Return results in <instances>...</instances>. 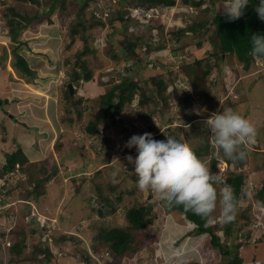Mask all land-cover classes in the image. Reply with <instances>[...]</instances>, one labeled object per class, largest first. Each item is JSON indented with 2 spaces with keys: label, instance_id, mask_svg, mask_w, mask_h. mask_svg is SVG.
Returning a JSON list of instances; mask_svg holds the SVG:
<instances>
[{
  "label": "rangeland",
  "instance_id": "obj_1",
  "mask_svg": "<svg viewBox=\"0 0 264 264\" xmlns=\"http://www.w3.org/2000/svg\"><path fill=\"white\" fill-rule=\"evenodd\" d=\"M39 1L35 3L29 0H0V56L3 53V46L10 43L9 28L4 17L10 5L32 16L35 13H44L48 8V0ZM78 1L67 0L66 9L57 4L50 13L51 18L45 14L41 18H35L22 31L19 51L27 57L31 67L36 70L33 80L27 81L20 77L11 69L12 67L9 68L10 64L6 67L0 65V100L2 101L0 102V166L4 162L5 153L21 145L29 157L38 162L34 168V176L37 178L44 175L41 160L51 156V148L54 147L56 140H60L64 144L60 150H55L56 162L63 170L67 165L68 170L76 171L74 174L59 173L52 177L53 180L47 183L46 192L39 196V199H32L33 203L31 202L30 208L27 206L26 210H24L25 202H17V197L23 198L17 193H23L30 186L31 178L28 174L19 178L18 174L7 177V181H10L7 185L12 188L7 191L10 192L4 193L0 187V264H41V257L48 254L37 250L36 245L41 241L45 242L39 246L46 245L49 249L51 264H86L84 256L87 252L94 258L91 264L220 263L228 256H224L218 248L209 244L208 234H196L194 225L180 212H167L161 206V198L155 190H140L136 186L135 175L131 172L132 165L128 163L126 156L128 154L135 156L137 153L135 148L131 153H124L123 150L128 149L125 143L133 134L151 132V124L160 125L161 119L158 115L146 122L132 120L133 116H128L124 130L120 129L121 124L116 119L107 118V121L102 123L106 146L100 145L101 143L97 146L90 144L85 131L87 122L99 117L101 113L99 93L109 87L110 83L105 82L108 75L116 78L134 71V78H139L136 74L137 69L141 72L140 76L144 77L174 70L180 91H191L186 81L187 77L179 71V67L183 61L193 60L195 55H202L211 47L208 39H203L202 45L196 44L198 39L191 43L182 40L180 43H187L188 47L174 55L172 47L178 46L179 42L172 40L166 49L160 50L157 54L145 55L139 66L127 71L126 65L131 64L114 63L108 51L109 31L114 30L116 32L114 37L122 38L120 29L124 27L123 22L110 23L111 15H116L119 9H125V16L129 21V24H126L127 33H144V36L149 37L152 32L155 40L159 39L158 25L162 23L168 39L170 34L167 31L170 29L185 27L202 17H211L213 3L207 0L201 6L195 7L176 0V4L171 8H159L150 22L138 12L140 8L132 7L133 1L84 0L87 3L84 18L88 24L96 23L91 16L94 12L106 24L104 26L97 24L93 30L92 34H95L92 43L96 51L89 52L84 58L99 67L95 70L91 82L80 80L74 85V88L78 87V94L83 93L84 98L89 97V100L83 101L80 106H87L83 109L82 121L70 126L63 124L60 118L64 113L61 105L65 103L64 92L70 78L69 66L82 45L81 39L72 41L70 35L72 23L78 21L76 14L79 10ZM223 4L224 1L217 2V8H221ZM80 34L77 33L76 36ZM209 53L207 51L206 54ZM226 56V54L223 56L226 64L222 70L219 71L216 66L211 74V78L217 80L215 87L219 90L217 92L220 103L223 104L227 98H232L236 111L248 118L257 129L255 143L248 149L241 166L247 169L245 173L249 197L239 203L241 214L252 213L255 216L254 224L250 225L253 233L251 238L246 239L245 233L241 232L240 238L244 239V242L239 250L245 259L243 264H264V239L254 242V239L264 237V227L261 225L263 222L258 218L264 215V206L259 205L253 197V193L257 187H260L264 178V64L257 58L255 66L245 69L238 61L229 57L228 59ZM67 58L71 59L69 63L66 62ZM168 77L166 74L165 78L169 79ZM225 82L228 85L227 91L223 90ZM149 83L151 84V81ZM42 106L46 107L51 115L48 112L41 116L39 108ZM217 107L220 109L221 105ZM195 109L206 111L208 107L199 101L192 104L189 113H197ZM176 110L172 108V111L176 112ZM205 120L204 117H198L188 126L187 132L191 136L188 143L191 147L200 145L204 136L209 137L204 125ZM23 121L25 124L21 123ZM174 135L186 140L181 132L180 134L176 132ZM211 143L217 149L212 141ZM87 160L93 163L95 169L91 168ZM123 164L128 166L129 171L123 167ZM205 164L209 166V157ZM217 164L218 170L223 169L224 172L228 167L226 161ZM59 175L61 179H56ZM20 179H23L21 183L23 186L17 187L15 180ZM219 191L222 192L221 189ZM99 194L110 197L111 202L115 204L114 210L105 208L102 213L99 212V206H105L100 201ZM219 197L220 195L217 208L212 213V217L217 219L220 218ZM137 199L142 201L148 199L156 205L155 219L147 228L152 241H144L134 253L128 252L123 257L115 256L106 245L98 244L95 240L96 232L101 226L126 227L129 224L125 217L126 209ZM219 233L223 235L222 230ZM14 237L24 238L21 251L17 253L10 251L9 248ZM93 244L97 246L96 249H93Z\"/></svg>",
  "mask_w": 264,
  "mask_h": 264
},
{
  "label": "trees",
  "instance_id": "obj_2",
  "mask_svg": "<svg viewBox=\"0 0 264 264\" xmlns=\"http://www.w3.org/2000/svg\"><path fill=\"white\" fill-rule=\"evenodd\" d=\"M29 1L35 3L40 2L39 0ZM72 1L77 2V0ZM129 1H133V8H140V13L145 19V13L148 11L156 14L159 8H171L176 4V0ZM181 1L185 4L199 7L207 0ZM219 1L224 0H211L213 3L211 17H202L201 19L188 23L185 27L170 29L167 31L170 34V38L168 39L166 38V32L163 28L164 24L162 23H159L158 25V27L160 26L159 39L155 40L152 32L149 37L144 36V33H127L126 24H129V21L125 16V9H119L117 10L116 15H111L110 23L116 21L123 22L124 27H121L120 29L122 38L114 37L116 33L114 30L111 32L109 31L108 51L110 52V57L114 63L126 62L131 64L126 65L125 70L127 71H131V68L134 66H139L144 60L145 55L150 53L157 54L160 50L166 49L172 40L179 42L178 46L172 47V53L174 55L179 54L181 52L180 50H185L188 47L187 43H191L194 40L197 41V39L198 41L196 44L199 45H202L203 39H208L211 47L207 50L208 53L210 52L209 54H206L207 51L202 55L197 54L194 56L193 60L183 61L179 67V71L187 77L191 91H180L179 86L176 84V76L174 77L176 72L174 70H166L156 75L144 77L140 76L141 72L137 69L136 74L139 75V78H134V71H131V74L129 75L116 78L108 75L109 77L105 82L110 83V85L104 91L99 93V101L102 105L101 113L99 117L90 119L85 125V131L90 144H95L97 146L101 143L100 145L106 146V137H104L102 132V123L107 121V118H110L111 120L116 119L121 124L120 129L124 130L126 128L125 121L128 116L132 115V120L146 122L152 117L158 115L161 119L160 125H150L151 133L154 136L168 134L174 135L176 132L177 134H180L181 132L188 142L191 136L188 134L187 128L196 118H207L212 112L217 110L222 111V109L229 107L236 111V105L232 98H227L223 104L220 103V96L217 92L219 90L215 87L217 80L211 78V74L216 66L220 71L224 64H226V59L223 57L224 54L227 55V58H233L238 61V63H240L245 69H250L255 66L257 58L264 64V58L255 57L251 54V34H264V20H260L254 10L253 6L255 0H253L252 4L246 8L244 15L234 21L227 19L226 15L223 14L222 7L217 8L216 4ZM78 2L79 10L76 11L78 21L72 23L70 35L72 41L81 39L82 45L73 56V62L69 66L70 78L68 81L79 82L80 80H83L91 82L94 78L95 70L98 69L99 66L89 63L84 56L89 52L96 51L92 43L95 34H92L93 30L97 24L104 26L106 23L103 22L101 17L96 15V12H94L91 16L96 23L88 24L84 18V10L87 3L84 0H79ZM48 4V8L44 13H35L32 16L17 10L14 5H10L8 12L4 14L6 25L9 28L10 43L9 45L3 46V53L0 56V65L6 67L7 64H10L15 73L27 81H31L35 78L36 70L31 67L27 57L19 51V47L22 43V39L20 38L21 33L35 18H41L44 14L51 18L50 13L55 9L57 4H59L61 8L66 9L67 0H48ZM152 17L149 19L150 22L153 20ZM150 27H152V25H150ZM77 33L81 34L76 36ZM182 40L187 43H180ZM70 61L71 59H66L67 63ZM166 74H168L169 79L165 78ZM149 81H151V84ZM170 85L172 86L169 89ZM77 88L78 87L76 86L72 93L68 86V82L66 83V89L64 92L65 103L64 105H61L64 113L61 116L60 121L63 124H70V126L82 121L83 109H86L87 106H80L83 101L89 100V97L84 98L85 95H83V93L78 94ZM227 88L228 85L227 82H225L223 90L226 89L225 91H227ZM199 101L204 103L208 107V110L202 111V113L199 114L189 113L192 104ZM0 102L2 101L0 100ZM219 104L221 105L220 109L217 107ZM172 108H176V112L172 111ZM205 112H207L206 115H204ZM21 123L25 124L24 121ZM63 144L62 141L56 140L54 151H50L51 156L41 160V167H43L44 175L37 176V178L34 176V168L38 162L31 159L21 145H18L17 148L5 153L4 162L0 166V178L4 176L6 172L15 169L16 164L19 163L21 169L27 172L29 178H31L30 180H32L30 186L26 188L23 193H17L18 196H23V198H17L23 199V202L26 203L24 210H26L27 206L30 208L32 199L37 200L39 199V196L46 192L47 183L53 180L52 177H55L56 174L63 173L68 175L70 173H76V171L72 172L68 170V168H66L67 165L65 166V164V169L63 170L55 160V150H60ZM211 145L210 138L204 136L201 139L200 145L197 144L191 148L204 162L209 157L208 168L212 173H219L222 176V172L218 170L217 163L222 160L228 162L224 178L226 179L227 184L231 186L236 196L237 210L235 220L228 224H223L220 218H213L212 214L210 217L202 219L200 216H197L190 211L186 212L182 205L169 206L164 203L162 199L160 200V204L167 212H180L183 214L185 218L194 225V232L196 234H208L209 244L214 248H218L224 256H228L226 259L216 264H243L245 259L239 249L243 245L242 243L244 242V239L241 240L240 234L243 232L246 235V239L251 238L253 229L252 227L250 228V225L254 224L255 219V216L252 213L251 215H243L239 211V203L243 199L249 197L247 193L248 187L245 173L247 169L241 168L245 159L233 160L223 157L221 151L218 148L215 149L213 145L212 148ZM112 149H116V147H112ZM132 150L133 148H128L123 151L124 153H131ZM211 153H215V155ZM87 161L88 164H91V168L95 169L93 163H90L89 160ZM234 161L235 163L233 164ZM60 169H62V171ZM85 178L86 176L83 177V179ZM56 179H61V176H57ZM22 182V180H19L17 187L23 186V184H21ZM9 188V185L4 184L2 185L1 190L8 194L10 191L7 190L12 189ZM216 188L219 196L221 192L219 190L223 189V184L216 185ZM15 195L16 193L14 196ZM26 196L28 198H26ZM253 197L259 205L264 206V178L260 187H257L253 193ZM99 199L105 204V206H99L100 213H102L105 208L114 210L115 204L111 202L109 196H100L99 194ZM119 199L121 200V198ZM109 205L111 207H109ZM155 206V203L150 202L148 199L144 201L137 199L126 209L125 217L129 222L126 227L101 226L96 232L95 240L99 245H106L115 256L123 257L128 252H136L144 241H152L147 228L155 219ZM258 218L261 219L263 222L261 225L264 227V215H261ZM220 230H222L223 235L219 233ZM20 238L22 240L14 237L13 242L9 244L10 251L15 253L21 251L20 247L24 243V238ZM261 239H264V237L254 239V242H260ZM43 242L45 241H41L39 245L43 244ZM39 245H36L38 251L48 253L45 254L44 257H41V264H51L52 259L49 255L48 247L46 245L40 247ZM92 247L93 249L97 248L94 244ZM93 259L92 255L88 252L84 256L86 264H91ZM193 264L199 263L194 262Z\"/></svg>",
  "mask_w": 264,
  "mask_h": 264
},
{
  "label": "clouds",
  "instance_id": "obj_3",
  "mask_svg": "<svg viewBox=\"0 0 264 264\" xmlns=\"http://www.w3.org/2000/svg\"><path fill=\"white\" fill-rule=\"evenodd\" d=\"M252 2L253 0H224L223 14L228 20L234 21L244 15ZM253 7L258 18L264 20V0H255ZM251 54L264 58V34H251ZM194 111L199 114L203 109ZM204 125L210 140L223 157L229 159H245L248 149L256 140L255 125L230 107L212 112L204 121ZM125 147L135 148L137 153L135 156L128 154L126 159L132 165L131 172L135 175L136 186L140 190H155L169 206L182 205L186 212L190 211L204 219L210 217L217 208L216 185L223 184L219 197L220 219L223 224L235 220L236 196L231 186L219 173L210 172L186 140L173 134L154 136L151 132H144L133 134L126 141ZM51 150L54 151V147ZM123 167L129 171L127 165L123 164ZM15 174H18L19 178L27 172L17 163L15 169L6 172L0 180L4 179V184L7 185L10 183L7 177ZM15 182L18 185L19 181ZM17 200L24 201L21 198Z\"/></svg>",
  "mask_w": 264,
  "mask_h": 264
},
{
  "label": "built area",
  "instance_id": "obj_4",
  "mask_svg": "<svg viewBox=\"0 0 264 264\" xmlns=\"http://www.w3.org/2000/svg\"><path fill=\"white\" fill-rule=\"evenodd\" d=\"M136 8H137V7H136ZM138 10H139L138 12L140 13V9H138ZM140 14H141V13H140ZM153 14H154V13H151V12H149V11L145 13V16H146V18H147V21H149L148 18H149V17H152ZM141 15H142V14H141ZM154 15H156V14H154ZM148 23H149V22H148ZM148 23H147V24H148ZM262 64H263V63H262ZM227 165H228V164H227ZM226 170H227V168H226ZM226 170H225V171H226ZM220 171L222 172V177H224L225 172L223 171V169H220ZM4 183H5L4 179H3V180H0V187H1Z\"/></svg>",
  "mask_w": 264,
  "mask_h": 264
},
{
  "label": "crops",
  "instance_id": "obj_5",
  "mask_svg": "<svg viewBox=\"0 0 264 264\" xmlns=\"http://www.w3.org/2000/svg\"><path fill=\"white\" fill-rule=\"evenodd\" d=\"M9 68H11V66H9ZM12 69V68H11ZM39 108V107H38ZM36 110V109H35ZM39 110L41 111V113H40V115L42 116V115H45V114H48V112L49 111H47L48 109L46 108V107H40L39 108ZM37 111H38V109H37ZM50 113V115H51V112H49Z\"/></svg>",
  "mask_w": 264,
  "mask_h": 264
},
{
  "label": "water",
  "instance_id": "obj_6",
  "mask_svg": "<svg viewBox=\"0 0 264 264\" xmlns=\"http://www.w3.org/2000/svg\"><path fill=\"white\" fill-rule=\"evenodd\" d=\"M76 84H77V81H71V82L68 83V86H69V88H70L72 93H73V90H74V85H76Z\"/></svg>",
  "mask_w": 264,
  "mask_h": 264
}]
</instances>
